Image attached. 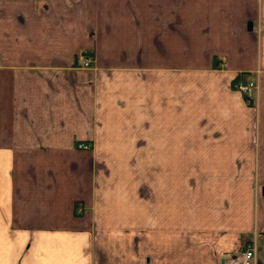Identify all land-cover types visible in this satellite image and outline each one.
<instances>
[{
    "label": "crops",
    "instance_id": "crops-1",
    "mask_svg": "<svg viewBox=\"0 0 264 264\" xmlns=\"http://www.w3.org/2000/svg\"><path fill=\"white\" fill-rule=\"evenodd\" d=\"M263 187L264 0H0V264H264Z\"/></svg>",
    "mask_w": 264,
    "mask_h": 264
},
{
    "label": "built area",
    "instance_id": "built-area-1",
    "mask_svg": "<svg viewBox=\"0 0 264 264\" xmlns=\"http://www.w3.org/2000/svg\"><path fill=\"white\" fill-rule=\"evenodd\" d=\"M91 62V57L85 55L84 60L80 63V66L89 67L91 65ZM237 86L250 98L255 97V92H257L259 89L258 83L256 82L245 84L240 81L238 82ZM256 254V247L253 244H248L242 251L226 255L224 257V264H256Z\"/></svg>",
    "mask_w": 264,
    "mask_h": 264
},
{
    "label": "water",
    "instance_id": "water-1",
    "mask_svg": "<svg viewBox=\"0 0 264 264\" xmlns=\"http://www.w3.org/2000/svg\"><path fill=\"white\" fill-rule=\"evenodd\" d=\"M252 26H253V24H252V23H250V24H249V28H251V29H252ZM263 194H264V187H263Z\"/></svg>",
    "mask_w": 264,
    "mask_h": 264
},
{
    "label": "rangeland",
    "instance_id": "rangeland-1",
    "mask_svg": "<svg viewBox=\"0 0 264 264\" xmlns=\"http://www.w3.org/2000/svg\"><path fill=\"white\" fill-rule=\"evenodd\" d=\"M79 64V63H78Z\"/></svg>",
    "mask_w": 264,
    "mask_h": 264
}]
</instances>
